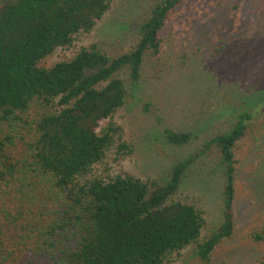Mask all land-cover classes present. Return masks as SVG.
<instances>
[{
    "label": "trees",
    "instance_id": "1",
    "mask_svg": "<svg viewBox=\"0 0 264 264\" xmlns=\"http://www.w3.org/2000/svg\"><path fill=\"white\" fill-rule=\"evenodd\" d=\"M182 1L156 2L133 45L114 57L91 45L43 67L56 48L91 31L109 9V0H0V124L10 127L33 106L39 112L30 122L32 137L20 159L7 154L10 138L0 135V204L12 205L18 214L41 212L43 219L18 230L17 218L8 221V210H0V264H165L193 243L195 255L207 261L214 246L231 235L233 148L244 136L250 113H239L229 130L202 146V151L216 148L224 185L220 222L200 243L201 213L172 200L193 157L171 166L160 183L127 174L107 181L91 176L111 148L115 155L130 152L112 117L138 82L144 56L159 53V33ZM244 4L231 0L222 14L227 31L228 22H238L247 10ZM247 7L250 16L264 18L260 4ZM123 71L128 85L119 76ZM102 120L107 121L104 127L99 126ZM162 134L172 146L191 137L171 129ZM252 237L264 241V228Z\"/></svg>",
    "mask_w": 264,
    "mask_h": 264
},
{
    "label": "rangeland",
    "instance_id": "2",
    "mask_svg": "<svg viewBox=\"0 0 264 264\" xmlns=\"http://www.w3.org/2000/svg\"><path fill=\"white\" fill-rule=\"evenodd\" d=\"M158 1L109 0V9L91 31L74 35L68 47L56 48L40 65L69 59L91 45L109 57L124 52ZM252 2L263 11L264 0H245L247 10L238 22H228L229 31L221 16L231 0H183L170 12L159 33V53L144 56L138 82L112 117L130 152L115 155L113 147L91 171L92 177L104 181L127 174L160 183L171 166L193 157L172 200L201 213L200 243L220 222L224 185L216 148L202 151V146L229 130L239 113L252 114L244 136L233 148L231 235L214 246L207 261L195 255L193 243L165 264H264V241L252 237L264 228V18L262 13L259 18L249 15L247 6ZM218 25L223 28L216 29ZM210 28L214 31L208 34ZM119 76L128 85L125 71ZM38 114L33 106L10 127L0 124V135L10 138L6 152L11 158L18 160L24 154V143L32 137L30 122ZM106 123L102 120L99 126ZM164 129L189 132L191 137L186 144L172 146L163 139ZM4 208L8 221L17 218L13 221L18 230L33 227L42 217L41 212L18 214L12 205L0 204V210Z\"/></svg>",
    "mask_w": 264,
    "mask_h": 264
}]
</instances>
